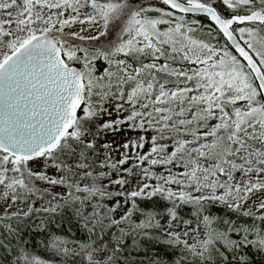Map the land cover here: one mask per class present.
I'll return each mask as SVG.
<instances>
[{"label": "snow or ice", "instance_id": "snow-or-ice-1", "mask_svg": "<svg viewBox=\"0 0 264 264\" xmlns=\"http://www.w3.org/2000/svg\"><path fill=\"white\" fill-rule=\"evenodd\" d=\"M0 264H264V0H0Z\"/></svg>", "mask_w": 264, "mask_h": 264}]
</instances>
